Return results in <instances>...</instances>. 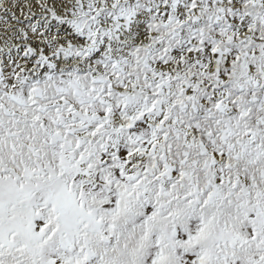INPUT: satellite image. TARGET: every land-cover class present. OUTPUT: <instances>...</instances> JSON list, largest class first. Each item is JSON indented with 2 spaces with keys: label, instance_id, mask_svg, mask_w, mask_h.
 <instances>
[{
  "label": "snow or ice",
  "instance_id": "obj_1",
  "mask_svg": "<svg viewBox=\"0 0 264 264\" xmlns=\"http://www.w3.org/2000/svg\"><path fill=\"white\" fill-rule=\"evenodd\" d=\"M0 264H264V0H0Z\"/></svg>",
  "mask_w": 264,
  "mask_h": 264
}]
</instances>
